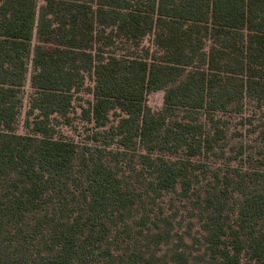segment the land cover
<instances>
[{
    "label": "trees",
    "instance_id": "trees-1",
    "mask_svg": "<svg viewBox=\"0 0 264 264\" xmlns=\"http://www.w3.org/2000/svg\"><path fill=\"white\" fill-rule=\"evenodd\" d=\"M233 116L258 137L227 157ZM210 157L264 167V0H0V264H264V168Z\"/></svg>",
    "mask_w": 264,
    "mask_h": 264
},
{
    "label": "rangeland",
    "instance_id": "rangeland-1",
    "mask_svg": "<svg viewBox=\"0 0 264 264\" xmlns=\"http://www.w3.org/2000/svg\"><path fill=\"white\" fill-rule=\"evenodd\" d=\"M39 5H42L45 0H37ZM149 42L147 41L146 44ZM93 82L91 80H87V86H92ZM32 89L30 88L29 82L26 85L25 88V102H24V108L22 111V115L19 119V124H18V133L20 134H29L31 131L28 129L26 126V121L28 119L27 112H29V100H30V94H32ZM90 101H93V96L88 94L87 92H82L78 94L74 100V109L73 112L71 113V117L73 118V123L70 125L66 124H61L58 126V135L57 137H62L68 140H73L79 145H82L86 142H89L88 136L91 133V129L93 128L94 124L88 123L86 120L83 118V109L88 108V104ZM147 104L149 105V108L153 111H160L163 109V104H164V92L163 91H158V92H153L148 95L147 97ZM255 111L254 108L251 106L247 108L246 115H252ZM255 114L257 116L258 121L255 122L256 125L260 126V120L261 118V113L260 111L256 112ZM260 119V120H259ZM112 122L111 124H116V118L112 116L111 118ZM241 117L239 116H233L231 120V126H230V131H229V145L230 147L227 150V157L232 156L235 157L237 154L238 150L240 149V146L243 145H248L249 146H254L255 145V140H257L258 133H251L250 130L255 128V126L251 125H241L240 124ZM256 129V128H255ZM234 133H239V134H234ZM242 133V136L241 134ZM245 151L250 154L252 151L250 149H245ZM229 152V153H228ZM229 155V156H228ZM246 157V155H245ZM207 161L209 165H211L213 168L216 167H235V168H244V169H257V168H262L261 165H259L256 162H247L246 158H239L237 160H230L229 158H218V157H210L209 159H201ZM264 168V167H263ZM262 168V169H263ZM161 206L164 207V210L168 215L174 214L175 220L174 224L176 227V231L180 234L183 235L188 231V228L191 227L193 224L194 227L192 229L193 235L197 236L198 231L200 229L197 219L193 216L190 215L192 206L190 205L189 201H182L175 195H168L165 199L161 201ZM186 241L189 245L193 244V241L191 238L186 237ZM197 247V245H195Z\"/></svg>",
    "mask_w": 264,
    "mask_h": 264
}]
</instances>
